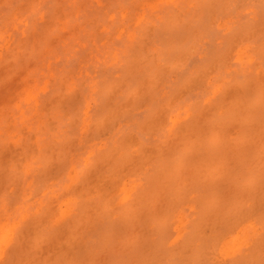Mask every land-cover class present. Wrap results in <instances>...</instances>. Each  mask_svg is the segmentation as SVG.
<instances>
[{
	"label": "rangeland",
	"instance_id": "obj_1",
	"mask_svg": "<svg viewBox=\"0 0 264 264\" xmlns=\"http://www.w3.org/2000/svg\"><path fill=\"white\" fill-rule=\"evenodd\" d=\"M263 41L264 0H0V264H264Z\"/></svg>",
	"mask_w": 264,
	"mask_h": 264
},
{
	"label": "bare ground",
	"instance_id": "obj_2",
	"mask_svg": "<svg viewBox=\"0 0 264 264\" xmlns=\"http://www.w3.org/2000/svg\"><path fill=\"white\" fill-rule=\"evenodd\" d=\"M228 28H229V27H228ZM251 38H252V37H251ZM247 39H248V38H247ZM219 42H220V41H219ZM263 42H264V41H263ZM231 55H232V54H231ZM154 56H155V55H154ZM231 57H232V56H231ZM231 57H230V58H231ZM227 58H228V56H227ZM143 64H144V63H143ZM243 65H244V64H243ZM255 65H256V64H255ZM258 65H259V64H258ZM142 66H143V65H142ZM140 67H141V66H140ZM212 67H213V66H212ZM212 67H211V68H212ZM207 69H208V68H207ZM229 70H231V69H229ZM256 70H257V69H256ZM258 71H259V70H258ZM258 71H257V73H258ZM212 72H213V71H212ZM259 72H260V71H259ZM211 74H212V73H211ZM261 74H262V73H261ZM204 75H205V74H204ZM213 75H214V74H213ZM260 76H261V75H260ZM262 76H263V75H262ZM257 77H258V76H257ZM200 78H201V76H200ZM263 78H264V77H263ZM129 80H130V79H129ZM191 80H192V79H191ZM200 80H201V79H200ZM149 81H150V80H149ZM210 81H211V80H210ZM256 81H257V80H256ZM256 81H255V82H256ZM146 82H147V81H146ZM196 82H197V81H196ZM255 82H254V83H255ZM125 83H126V82H125ZM149 83H150V82H149ZM149 83L147 82V83H146V86H147ZM151 83H152V82H151ZM218 83H219V82H218ZM220 83H221V82H220ZM256 83H257V82H256ZM256 83H255V85H256ZM153 84H154V83H153ZM249 84H251V82H250ZM260 84H261V83H260ZM251 85L254 86V84H251ZM146 86H145V87H146ZM157 86H158V85H157ZM258 86H259V82H258ZM143 87H144V86H143ZM251 87H252V86H251ZM259 87H260V86H259ZM147 88H148V87H147ZM230 88H231V87H230ZM253 88L255 89V87H253ZM256 88H257V87H256ZM123 89H124V88H123ZM187 89H189V88H187ZM249 89H250V87H249ZM260 89H261V87H260ZM143 90H144V89H143ZM146 90H147V89H146ZM146 90H144V91H146ZM158 90H159V89H158ZM191 90H192V89H191ZM216 90H217V89H216ZM228 90H229V89H228ZM231 90H233V89H231ZM235 90H236V89H235ZM237 90H238V89H237ZM239 90H240V89H239ZM250 90H252V89H250ZM257 90H259V89H257ZM182 91H183V90H182ZM186 91H187V90H186ZM233 91H234V90H233ZM261 91H262V90H261ZM140 92H141V91H140ZM238 92H239V91H238ZM238 92L235 91V97H236V93H238ZM242 92H243V91H242ZM251 92H252V91H251ZM263 92H264V91H263ZM119 93H121V92H119ZM183 93H184V95H185V92H184V91H183ZM240 93H241V92H240ZM139 94H140V93H139ZM120 95H121V94H120ZM137 95H138V93H137ZM178 95H181V94H178ZM184 95H183V96H184ZM224 95H225V94H224ZM238 95H239V93H238ZM175 96H176V95H175ZM263 96H264V93H263ZM224 97H225V96H224ZM224 97H223V98H224ZM181 98H182V96H181ZM181 98L179 97V99H181ZM227 98H229V97H227ZM177 99H178V98L176 97V100H177ZM239 99H240V98H239ZM256 99H257V98H256ZM176 100H175V101H176ZM209 100H210V99H209ZM221 100H223V99H221ZM242 100H243V99H242ZM258 100H259V99H258ZM223 101H224V100H223ZM263 101H264V98H263ZM214 102H215V101H214ZM234 102H235V101H234ZM256 102H257V100H256ZM172 103H173V102H171L170 106L172 105ZM263 103H264V102H263ZM131 104H133V103H131ZM235 104H238V103H235ZM211 105H212V104H211ZM170 106H169V107H170ZM225 106H227V105H225ZM238 106H239V105H238ZM245 106H246V105H245ZM255 106H256V104H255ZM205 107H206V106H205ZM205 107H204V108H205ZM214 107H216V106H214ZM223 107H224V106H223ZM223 107H222V108H223ZM227 107H228V106H227ZM227 107H224V108L226 109ZM229 107H230V106H229ZM229 107H228V108H229ZM231 107H232V106H231ZM240 107H241V105H240ZM240 107H239V108H240ZM242 107H244V106H242ZM222 108H221V109H222ZM233 108H234L233 110H235V107H233ZM210 109H211V107H210ZM218 109H219V108H218ZM225 109H224V110H225ZM248 109H251V108H248ZM165 110H166V109H165ZM203 110H204V109H203ZM227 110H228V109H227ZM238 110H239V109H237V111H238ZM253 110H254V108H253ZM214 111H215V110H214ZM216 111H217V110H216ZM231 111H232V109H231ZM231 111H230V112H231ZM243 111H245V110H243ZM243 111H242V112H243ZM129 112H130V111H129ZM161 112H162V111H161ZM166 112H168V111H166ZM179 112H180V111H179ZM208 112H209V110H208ZM228 112H229V111H228ZM209 113H210V112H209ZM217 113H218V112H217ZM243 113H244V112H243ZM162 114H163V112H162ZM210 114H211V113H210ZM210 114H208V115H210ZM222 114H223V113H222ZM254 114H255V113H254ZM166 115H167V114H166ZM203 115H204V114H203ZM241 115H242V114H241ZM245 115H246V114H245ZM245 115L243 114V116H245ZM114 116H115V115H114ZM158 116H159V115H158ZM198 116H199V115H198ZM109 117H110V116H109ZM188 117H189V116H188ZM209 117H210V116H209ZM237 117H238V116H236V118H237ZM250 118H251V117H250ZM155 119H156V118H155ZM204 119H206V118L204 117ZM204 119H203V120H204ZM239 119H240V117H239ZM150 121H151V120H150ZM238 121H239V120H238ZM151 123H152V122H151ZM192 123H193V122H192ZM201 123H202V122H201ZM232 123H233V122H232ZM245 123H246V122H245ZM148 124H149V123H148ZM152 124H153V123H152ZM177 124H178V123H177ZM194 124H195V123H194ZM197 124H199V123H197ZM227 124H228V123H227ZM233 124H234V123H233ZM233 124H232V125H233ZM235 124H236V123H235ZM105 125H106V124H105ZM150 125H151V124H150ZM224 125H225V124H224ZM224 125H223V126H224ZM155 126H156V125H155ZM237 126H239V125H237ZM250 126H251V125H250ZM252 126H253V125H252ZM254 126H257V125L254 124ZM141 127H142V126H141ZM146 127H147V126H146ZM149 127H150V126H149ZM151 127H152V126H151ZM228 127H230V126H228ZM231 127H232V126H231ZM105 128H106V127H105ZM181 128H182V127H181ZM183 128H184V127H183ZM194 128H195V127H194ZM207 128H208V127H207ZM214 128H216V126H215ZM250 128H251V127H250ZM254 128H255V127H254ZM261 128H262V127H261ZM140 129H141V128H140ZM145 129H147V128H145ZM152 129H153V131H154V128H152ZM210 129H211V128H210ZM219 129L221 130V128H219ZM222 129H223V128H222ZM224 129H225V127H224ZM143 130H144V129H143ZM143 130H142V131H143ZM149 130H150V129H149ZM184 130H185V129H184ZM192 130H193V129H192ZM213 130H214V129H213ZM233 130H234V129H233ZM238 130H239V129H238ZM257 130H258V129H257ZM180 131H181V129H180ZM194 131H197V130H194ZM227 131H229V130H227ZM102 132H103V131H102ZM144 132H145V130H144ZM145 133H146V132H145ZM224 133H225V132H224ZM224 133H223V135H224ZM178 134H180V133L178 132ZM225 134H228V133H225ZM261 134H262V132H261ZM263 134H264V133H263ZM133 135H134V134H133ZM150 136H152V135H150ZM176 136H177V134H176ZM130 137H131V136H130ZM130 137H129V138H130ZM133 137H134V136H133ZM133 137H132V139H133ZM177 137H178V136H177ZM179 137H180V136H179ZM179 137H178V138H179ZM134 138H135V137H134ZM133 140H134V139H133ZM172 140H173V139H172ZM127 141H128V139L126 140V143H127ZM131 141H132V140H131ZM261 141H262V140H261ZM129 142H130V140H129ZM136 142H137V140H136ZM170 142H171V141H170ZM174 142H175V141H174ZM132 143H134V142H132ZM123 144L125 145V142H123ZM134 144H135V143H134ZM120 145H121V144H120ZM135 145H136V147H137V143H136ZM169 145H172V147H173V144L170 143ZM126 146H127V145H126ZM117 147H118V146H117ZM132 147H133V145H132ZM167 147H169V146H167ZM129 148H130V147H129ZM129 148H128V149H129ZM158 148H159V147H158ZM116 149H117V148H116ZM122 149H125V148H122ZM144 150H145V149H144ZM148 150H149V149H148ZM120 151H121V148H120ZM127 151H128V150H127ZM134 151H135V150H134ZM116 152H117V151H116ZM125 152H126V151H125ZM129 152H130V150H129ZM129 152H128V155H129ZM142 152H144V151H142ZM130 154H131V153H130ZM132 154H133V152H132ZM134 154H135V153H134ZM112 155H113V154H112ZM118 155H120V154H118ZM106 156H107V155H106ZM110 156H111V155H110ZM110 156H108V157H110ZM108 157H107V158H108ZM113 157H114V156H112V159H113ZM117 157H120V156H117ZM117 157H115V158L117 159ZM104 158H105V157H104ZM122 158H123V157H122ZM135 158H136V157H135ZM139 158H140V157H139ZM109 159H111V157H110ZM109 159H107V160H109ZM112 159H111V160H112ZM124 159H125V158H124ZM124 159H122V160H124ZM141 159H142V158H141ZM107 160L105 159V161H107ZM117 160H118V159H117ZM132 160H133V159H132ZM101 161H102V160H101ZM109 161H110V160H109ZM124 161H125V160H124ZM126 161L129 162V160H126ZM137 161H140V160L137 159ZM142 161H143V160H142ZM263 161H264V160H263ZM111 162H112V161H111ZM111 162H110V163H111ZM119 162H122V161L119 160ZM119 162H118V163H119ZM143 162H144V161H143ZM103 163H104V162H103ZM118 163H117V164H118ZM198 163H199V162H198ZM105 164H106V163H105ZM105 164H104V165H105ZM113 164H114V163H113ZM120 164H121V163H120ZM122 164H123V162H122ZM124 164H125V163H124ZM140 164H142V163H140ZM143 164H144V163H143ZM145 164H146V163H145ZM100 165H101V164H100ZM130 165H131V164H130ZM148 165H150V164L148 163ZM95 166H96V165H95ZM109 166H110V165H109ZM120 166H121V165H120ZM120 166H119V167H120ZM128 166H129V165H128ZM198 166H199V165H198ZM117 167H118V166H117ZM201 167H202V166H201ZM205 167H206V166H205ZM95 168H96V167H95ZM97 168H98V167H97ZM107 168H108V167H107ZM114 168H115V167H114ZM130 168H131V167H130ZM141 168H142V167H141ZM203 168H204V167H202V169H203ZM134 169H135V168H134ZM139 169H140V168H139ZM106 170H107V169H106ZM120 170H121V169H120ZM135 170H136V169H135ZM136 171H138V170H136ZM203 171H204V170H203ZM203 171H202V172H203ZM91 172H92V170H91ZM97 172H98V171H97ZM101 172H102V171H101ZM107 172H108V171H107ZM138 172H139V171H138ZM140 172H141V171H140ZM142 172H143V171H142ZM93 174H94V173H93ZM96 174H97V173H96ZM202 174H204V173H202ZM202 174H201V175H202ZM210 174H211V172H210ZM98 175H99V174H98ZM212 175H213V174H212ZM212 175H211L210 177H212ZM228 175H230V174H228ZM109 176H110V175H108V177H109ZM86 177H87V176H86ZM90 177H91V175H90ZM90 177H88V178H90ZM114 177H115V176H114ZM204 177H205V176H204ZM207 177H208V176H207ZM210 177H209V178H210ZM224 177H225V176H224ZM98 178H99V177H98ZM131 178H132V177H131ZM228 178H229V177H228ZM96 179H97V178H96ZM211 179H214V178H211ZM230 179H231V178H230ZM86 180H88V179H86ZM86 180H85V181H86ZM99 180H101V179H99ZM102 180H103V179H102ZM122 180H123V179H122ZM224 180H225V179H224ZM111 181H112V179H111ZM208 181H209V180H208ZM227 181H228V180H227ZM92 182H93V181H92ZM118 182H119V180H118ZM216 182H217V181H215V183H216ZM102 183H103V182H102ZM104 183H105V181H104ZM109 183H110V182H109ZM206 183H209V182H206ZM90 184H91V183H90ZM213 184H214V183H213ZM105 185H106V184H105ZM214 185H215V184H214ZM217 185H218V184H217ZM82 186H83V185H82ZM87 186H88V184H87ZM101 186H102V185H101ZM227 186H228V185H227ZM126 187H127V186H126ZM80 188H81V187H80ZM83 188H84V187H83ZM90 188H91V187H90ZM99 188H100V187H99ZM122 188H123V187H122ZM230 188H232V187H230ZM85 189H86V187H85ZM111 189H112V188H111ZM111 189H110V190H111ZM139 189H140V188H139ZM87 190H88V189H87ZM103 191H105V190H103ZM230 191H231V193H232V190H230ZM84 192H85V191H84ZM98 192H99V191H98ZM96 193H97V192H96ZM103 193H105V192H103ZM106 193H107V192H106ZM117 193H118V192H117ZM119 193H120V192H119ZM127 194H128V193H127ZM101 196H102V195H101ZM101 196H100V197H101ZM106 196H107V195H106ZM102 197H103V196H102ZM102 197H101V199H105V198H102ZM115 197H116V196H115ZM121 199H122V198H121ZM126 202H127V201H126ZM129 202H130V201H129ZM111 203H112V202H111ZM115 204H116V203H115ZM126 204H127V203H126ZM181 204H182V203H181ZM109 206H110V204H109ZM114 206H115V205H114ZM181 206H182V205H181ZM105 208H106V207H105ZM105 208L103 207V209H105ZM124 208H125V207H124ZM103 209H102V210H103ZM126 210H127V208H126ZM128 210H129V209H128ZM97 211H98V210H97ZM263 211H264V210H263ZM93 212H96V211H93ZM104 213H105V212H104ZM107 213L111 214L110 212H107ZM101 214H102V213H101ZM112 214H114V213H112ZM115 214H116V213H115ZM112 217H113V216H112ZM176 218H177V217H176ZM251 218H252V217H251ZM251 218H250V220H251ZM83 219H84V218H83ZM118 220H119V219H118ZM174 220H175V219H174ZM110 222H111V221H110ZM245 222H246V221H245ZM243 223H244V222H243ZM247 224H248V223H247ZM230 225H231V224H230ZM179 226H180V225H179ZM243 226H244V225H243ZM243 226H242V227H243ZM245 226H246V225H245ZM181 232H182V231H181ZM233 232H235V231H233ZM259 232H260V231H259ZM180 234H181V233H180ZM178 236H179V235H178ZM212 237H213V236H212ZM229 237H230V236H229ZM224 238H225V237H224ZM257 241H258V240H257ZM263 242H264V241H263ZM223 245H224V244H223ZM249 245H250V244H249ZM66 246H67V245H66ZM68 246H69V245H68ZM238 246H239V245H238ZM22 249H23V248H22ZM18 250H19V249H18ZM259 253H260V252H259ZM17 254H18V253H17ZM213 254H214V253H213ZM220 254H221V253H220ZM218 255H219V254H218ZM218 255H217V256H218ZM221 255H222V254H221ZM254 256H255V255H254ZM254 256H250V259H251L252 262L255 263V262H256V259H255L256 257L254 258ZM20 257H21V256H20ZM222 257H223V256H222ZM23 258H24V257H23ZM212 259H213V258H212ZM214 259H215V258H214ZM214 259H213V260H214ZM216 259L218 260V258H216ZM28 260H29V259H28ZM12 261H14V260H12ZM24 261H26V260H24ZM225 261H226V259H225ZM225 261H223V263H224ZM19 262H20V261H19ZM34 262H35V261H34ZM226 262H227V261H226ZM233 262H234V261H233ZM12 263H13V262H12ZM14 263H15V262H14ZM31 263H32V262H30V264H31ZM246 263H247V262H246ZM262 263H263V262H262ZM20 264H22V263H20ZM34 264H35V263H34ZM224 264H225V263H224ZM226 264H227V263H226ZM249 264H250V263H249Z\"/></svg>",
	"mask_w": 264,
	"mask_h": 264
}]
</instances>
